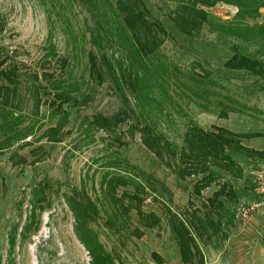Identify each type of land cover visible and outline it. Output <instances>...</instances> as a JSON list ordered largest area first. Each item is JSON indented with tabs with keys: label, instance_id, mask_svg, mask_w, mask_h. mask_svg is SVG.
<instances>
[{
	"label": "rangeland",
	"instance_id": "374dc122",
	"mask_svg": "<svg viewBox=\"0 0 264 264\" xmlns=\"http://www.w3.org/2000/svg\"><path fill=\"white\" fill-rule=\"evenodd\" d=\"M97 1L0 0V62L7 57L0 70L13 62L22 73L53 76L56 89L44 94L42 90V102L52 100L55 91L72 98L63 106V122L47 104L34 108L26 88L21 89V109L0 115V264H91L79 239L83 231L67 203L83 196L97 212L88 228L114 264H156L152 254L162 264H183L168 226V211L207 222L202 239L196 240L202 264H254L264 258V159L235 156L242 178L220 173L196 196L193 177L179 180L144 149L138 133L128 135L131 121L116 132L117 140L102 131L86 132L90 116H111L126 109L128 101L140 121L177 150L187 127L195 124L208 131L222 127L238 134L257 133L259 137L242 144L264 151V79L223 67L233 54L264 63V34L259 29L264 25V0L242 2L241 13L236 0L199 5L206 21L190 36L174 25L176 0H141L146 19L162 40L146 64L149 73L117 37V19L112 15L104 21L98 15ZM111 3L114 9L115 0ZM90 51L99 58L104 54L112 68L109 72L102 67V85L89 77ZM60 59L67 64L62 71ZM120 69L129 84L113 80ZM135 73L145 75L140 84L132 82ZM39 80L46 88V80ZM31 82L35 81L28 79ZM58 123L62 142H47L44 132ZM113 175L131 181L128 191L136 185L145 188L142 209L159 218L157 228L141 229L133 210L119 214L105 192V182ZM147 181L155 192H148ZM223 184L231 186L235 197H222L218 212L205 207ZM136 228L144 232L140 238L132 235ZM193 262L200 264L197 258Z\"/></svg>",
	"mask_w": 264,
	"mask_h": 264
},
{
	"label": "trees",
	"instance_id": "16d2710c",
	"mask_svg": "<svg viewBox=\"0 0 264 264\" xmlns=\"http://www.w3.org/2000/svg\"><path fill=\"white\" fill-rule=\"evenodd\" d=\"M179 5L173 18L174 25L180 32L188 36L198 32L200 27L206 21V14L198 8V6L212 5L211 1L216 0H176ZM238 2V13L243 11L242 2L253 3L256 0H236ZM98 15L104 21L109 16H114L117 20L116 34L123 46L128 47L129 53L136 59L140 68L145 73H149L146 64L148 59L156 55L162 40L154 33L153 25L146 19L147 11L141 0H115V7L111 5V0H98ZM264 8V4L262 6ZM257 11V9H253ZM260 32L264 34V25H260ZM98 49H101L98 42ZM59 69L64 70L65 60L57 61ZM7 63L5 57L0 65ZM109 72L112 68L104 56L99 58L93 51L87 55V70L90 79L97 85H102L105 81V75L102 67ZM227 71H244L252 76L264 79V63L250 58L248 56L233 54L224 64ZM120 76H112L113 80L129 84L131 80H126L123 71L120 69ZM151 75V74H150ZM198 76V74H195ZM46 80V88L39 85L40 77ZM40 77L37 74H29L21 72L19 65L10 62L0 70V115H4L8 110L21 109L25 97L21 94V89L26 88L27 93L33 96L34 108L42 104H47L52 108L54 113L60 116V122L66 119L64 105L71 104L72 98L63 91H55L51 94L53 99L47 103L41 101V94L47 91L55 90L57 80H52L53 76L43 72ZM131 78V73L128 74ZM139 73H135L132 82L140 84L144 80ZM28 79L35 82L28 83ZM25 85V86H23ZM50 85V86H49ZM41 92V93H40ZM140 97V96H138ZM127 108L121 109L111 116L95 114L90 116L87 123L86 132L95 130L102 131L108 135H114L117 140L118 130L128 121L131 123L127 126L126 132L131 137L138 133L140 143L144 149L150 152L158 161L165 163L179 180L193 177L195 179L192 190L193 194L200 196L201 192L209 188L220 173L231 175L233 178H242V168H240L235 160V156H243L247 160L251 158L264 159V151H256L242 144L243 140H251L259 137L257 133L238 134L233 133L222 127H214L212 130H204L201 127L192 124L185 130L183 145L179 150L170 143L166 137L156 132L152 126L142 123L136 115L134 109L126 101ZM62 123H58L54 127H49L44 132L43 137L52 144L62 142ZM119 141V140H118ZM148 179V178H147ZM149 186L148 192H155V188ZM131 181L121 175H113L105 182L106 195L111 199L113 205L119 210V214L128 215L130 211H134L139 227L143 230H152L159 226V218L152 212L143 211L144 199L141 194L145 192L143 186L136 185L133 191H128L127 187ZM122 188V192L118 195L117 191ZM252 191L255 194V186L252 185ZM257 194V193H256ZM222 197L233 199L235 194L230 185L223 184L215 191L211 198L207 199L205 207L218 212L223 207ZM123 200H127L125 204ZM68 205L74 212L77 228L82 229L83 233L79 236L80 242L86 248L91 258V264H114L111 255L104 251L98 243L96 237L88 228L90 222L95 220L97 216L96 208L91 200L84 196L80 199L72 198L68 200ZM195 217V216H194ZM197 222L193 219H182L168 211V226L170 232L177 244L180 259L183 264H193L194 259L202 264V256L196 243L197 238L202 239L203 230H205V221L196 217ZM144 234L138 228L134 229L132 235L140 238ZM156 264H162V260L156 254H152Z\"/></svg>",
	"mask_w": 264,
	"mask_h": 264
},
{
	"label": "crops",
	"instance_id": "0c3cea01",
	"mask_svg": "<svg viewBox=\"0 0 264 264\" xmlns=\"http://www.w3.org/2000/svg\"><path fill=\"white\" fill-rule=\"evenodd\" d=\"M228 245H231V244H228ZM227 245V247H229ZM233 245V244H232ZM260 249V247H258V250ZM263 254V256H264V253H262ZM254 262V261H253ZM264 264V258H261V259H258L254 264ZM230 264H233V263H230ZM246 264H250V262H248V263H246Z\"/></svg>",
	"mask_w": 264,
	"mask_h": 264
},
{
	"label": "built area",
	"instance_id": "2783aa9c",
	"mask_svg": "<svg viewBox=\"0 0 264 264\" xmlns=\"http://www.w3.org/2000/svg\"><path fill=\"white\" fill-rule=\"evenodd\" d=\"M258 173H259V172H257V173L255 174L256 182H257V183H259V180L257 179V177H258ZM256 192H257V191H256Z\"/></svg>",
	"mask_w": 264,
	"mask_h": 264
}]
</instances>
